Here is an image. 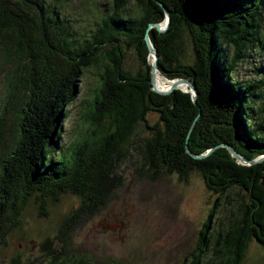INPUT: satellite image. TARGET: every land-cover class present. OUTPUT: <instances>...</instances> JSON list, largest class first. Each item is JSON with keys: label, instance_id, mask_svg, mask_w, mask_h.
Returning a JSON list of instances; mask_svg holds the SVG:
<instances>
[{"label": "trees", "instance_id": "trees-1", "mask_svg": "<svg viewBox=\"0 0 264 264\" xmlns=\"http://www.w3.org/2000/svg\"><path fill=\"white\" fill-rule=\"evenodd\" d=\"M132 1L139 14L125 16ZM158 1L169 12L170 24L164 32L148 31L157 67L168 80L189 79L196 103L190 91L159 94L152 89L144 35L149 23L163 24L164 11L156 0H111L112 11L102 13L88 37L79 36L49 0H0V60L6 68L0 102V245H7L32 202L46 218L62 196L79 199L55 236L40 243L42 257L25 263L17 254L9 264H97L89 254L72 250V234L122 184L117 162L141 124L151 133L142 143L152 178L162 172L186 177L197 169L215 195L199 241L187 255L189 264H201L208 251L213 254L209 264H241L250 241L264 246V160L242 164L222 146L200 159L186 150V143L193 154L229 143L250 159L264 154V119L251 123L248 99L259 83L243 85L232 78L254 43L264 42V0ZM184 29L192 43L191 64L177 56ZM129 48L144 67L141 72L131 74L122 66ZM100 64L98 88L82 115L86 130L63 149L59 141L68 106L85 70ZM150 111L158 113L153 124L147 119ZM221 199L231 214L212 233Z\"/></svg>", "mask_w": 264, "mask_h": 264}, {"label": "rangeland", "instance_id": "rangeland-1", "mask_svg": "<svg viewBox=\"0 0 264 264\" xmlns=\"http://www.w3.org/2000/svg\"><path fill=\"white\" fill-rule=\"evenodd\" d=\"M59 13L66 16L79 36L88 37L103 12L112 11L111 0H49ZM139 8L132 1L125 9V16H138ZM151 29V28H150ZM264 36V14L260 27ZM178 58L185 64L194 60L192 43L187 29L183 30ZM123 48H126L122 43ZM123 68L131 74L141 72V65L133 48L124 49ZM232 54V48L228 49ZM153 61V56L149 54ZM101 64L85 70L80 91L68 106L59 145L66 149L86 130L82 115L94 91L99 85ZM6 68L0 60V102L5 85ZM162 76V77H161ZM160 83L169 87L168 80L158 71ZM163 78V79H162ZM232 78L241 84H257L251 88L249 101L253 108L255 125L264 119V42H258L249 49L248 55L239 62ZM158 89L161 88L157 84ZM185 89V86H181ZM180 89V88H179ZM182 90V89H181ZM148 123L158 120V113L150 111ZM150 130L141 124L136 127L129 142L124 144L123 155L117 162L122 184L115 190L106 206L77 226L72 234V250L89 254L97 264H180L194 250L200 238V229L215 203V195L210 193L200 172L192 170L188 176L162 172L156 177L146 166L142 141L150 135ZM2 148L0 144V156ZM230 193V196L233 195ZM74 195H64L59 203L51 205L49 215L39 216L37 206L32 202L23 212L19 227L9 235L7 245H0V264H9L11 258L20 254L28 263L44 252L40 243L46 237H54L62 217L78 205ZM231 214L229 203L221 199L214 214L211 231L215 232L228 223ZM211 251L201 264H209ZM241 264H264V246L250 241Z\"/></svg>", "mask_w": 264, "mask_h": 264}, {"label": "water", "instance_id": "water-1", "mask_svg": "<svg viewBox=\"0 0 264 264\" xmlns=\"http://www.w3.org/2000/svg\"><path fill=\"white\" fill-rule=\"evenodd\" d=\"M161 8L163 9L164 11V20H163V25H161V23H156V22H152V23H149L147 29H146V33L144 35V39H145V45L147 47V50L149 53L152 52V56H153V61L151 63V75H150V81H151V84H152V89L159 93V94H169L171 93L175 88H180L182 89L183 91H190L192 93V96H193V102L196 103V95H197V92H196V88L195 86L189 81V79L185 78V77H179V78H175V79H169L172 83L171 85L165 89V90H158L154 87V76H155V72H156V66H157V60H158V55H157V51L156 49L154 48V46L152 45V42L149 38V35H148V31L150 30V28L154 27L156 28L158 31L160 32H163L165 31L168 27H169V23H170V17H169V12L167 11L166 7L161 3L159 2L158 0H156ZM182 84H185L188 86V89H183L180 85ZM200 114V111L198 113V115L195 116L192 124H191V128L189 130V133L191 131V129L193 128V126L195 125L196 121H197V118ZM188 133V135H189ZM188 135L186 137V142H187V139H188ZM225 147L229 153L231 154L232 157H234L239 163H242V164H246V165H252V164H255L257 162H261L262 160H264V154H261L253 159H250V158H247L243 155H241L240 153L237 152V150L229 143H219V144H216L214 145L213 147H211L210 149H208L207 151H205L204 153H201V154H193L189 151L188 149V146H187V143H186V150L187 152L193 157V158H196V159H200V158H204L206 155H208L209 153H211L215 148H218V147Z\"/></svg>", "mask_w": 264, "mask_h": 264}, {"label": "bare ground", "instance_id": "bare-ground-1", "mask_svg": "<svg viewBox=\"0 0 264 264\" xmlns=\"http://www.w3.org/2000/svg\"><path fill=\"white\" fill-rule=\"evenodd\" d=\"M169 24H170V23H169ZM161 25H163V24H161ZM166 30H167V29H166ZM166 30H165V31H166ZM163 32H164V31H163ZM152 45H153V44H152ZM154 48H155V47H154ZM149 54H152V52L149 53ZM157 55H158V54H157ZM157 64H158V60H157ZM156 68H157V69H156L155 76H154V81H153V82H154V87H155L156 89H158V88H157V85H156V78H157V84H158V86H160L161 88H166L167 86H165V85H163V84L160 83V79L157 77L159 69H158L157 66H156ZM161 77H162V76H161ZM162 79H163V78H162ZM171 83H172V82L170 81V85H171ZM170 85H169V86H170ZM180 86H185L186 89H188V86L185 85V84H182V85H180ZM167 88H168V87H167ZM167 88H166V89H167ZM175 89H176V88H175ZM175 89H174V90H175ZM158 90H165V89H158ZM153 91H154V90H153ZM233 158H234V157H233Z\"/></svg>", "mask_w": 264, "mask_h": 264}]
</instances>
